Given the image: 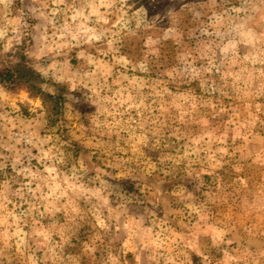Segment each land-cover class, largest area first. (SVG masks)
<instances>
[{
	"label": "rangeland",
	"instance_id": "374dc122",
	"mask_svg": "<svg viewBox=\"0 0 264 264\" xmlns=\"http://www.w3.org/2000/svg\"><path fill=\"white\" fill-rule=\"evenodd\" d=\"M21 54L67 94L0 86V264H264V0H0Z\"/></svg>",
	"mask_w": 264,
	"mask_h": 264
},
{
	"label": "trees",
	"instance_id": "16d2710c",
	"mask_svg": "<svg viewBox=\"0 0 264 264\" xmlns=\"http://www.w3.org/2000/svg\"><path fill=\"white\" fill-rule=\"evenodd\" d=\"M165 44L168 45L167 42ZM158 59L165 63L170 61V57L164 53L163 49H161ZM0 86L8 91L24 89L30 97L39 98L45 107L50 125L57 122L66 101V88L57 83L46 81L28 63L23 54L18 56L15 63L0 70Z\"/></svg>",
	"mask_w": 264,
	"mask_h": 264
}]
</instances>
